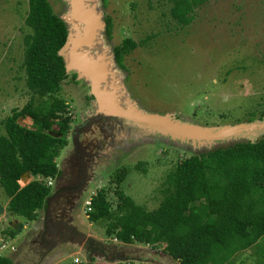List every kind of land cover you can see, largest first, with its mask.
Listing matches in <instances>:
<instances>
[{
    "label": "rangeland",
    "instance_id": "1",
    "mask_svg": "<svg viewBox=\"0 0 264 264\" xmlns=\"http://www.w3.org/2000/svg\"><path fill=\"white\" fill-rule=\"evenodd\" d=\"M48 2L54 13L69 20L68 29L75 32L70 3ZM105 2L103 6V0H84L78 5L82 11L101 12V20L108 15L112 22L110 37L100 27L92 48H82L89 57L110 53L124 37L134 41L151 37L124 56L126 69L112 62L113 73L99 85L104 93L100 97L92 94L87 75L72 69L67 72L58 95L67 102L70 129L67 143L55 157L60 174L46 182L51 194L47 207L37 210L36 219L24 221L6 211L7 197L0 187V205L10 214L8 219L0 215V255L7 256L10 264H176L159 247L124 244L107 237L103 220L90 222L87 218L85 200L103 187L112 209L118 189L147 209L155 208L164 174L178 160L251 137V132H241L210 144L193 143L113 118L88 122L99 107L130 103L144 112L201 127L234 125L250 116L258 119L264 108V0H204L183 28L167 15L169 0ZM86 6H92L91 10ZM26 9L27 0H0V133L2 119L28 99L19 66ZM17 122L30 126L31 119L18 117ZM52 127L57 129L55 124ZM259 135L256 131L255 136ZM123 166L126 173L118 184L114 174ZM82 171L85 179L80 184ZM32 178L18 183L22 186ZM63 183H71L68 187L72 189L61 195ZM12 219L23 226L10 237L3 230L11 227ZM262 249L264 236L232 259L254 264L255 251Z\"/></svg>",
    "mask_w": 264,
    "mask_h": 264
},
{
    "label": "trees",
    "instance_id": "2",
    "mask_svg": "<svg viewBox=\"0 0 264 264\" xmlns=\"http://www.w3.org/2000/svg\"><path fill=\"white\" fill-rule=\"evenodd\" d=\"M169 1L167 15L178 28L188 25L195 8L204 2ZM105 3L103 0V6ZM23 22L26 30L21 37L19 66L28 99L1 121L0 187L7 197L6 211L32 221L38 209L47 207L51 196L46 182L35 177L60 174L55 157L67 143L70 129L67 102L58 95L61 82L68 77L63 57L58 54L67 27L48 0H27ZM104 22L110 37V16H105ZM150 37L141 41L124 37L114 45L117 66L126 69L124 56ZM74 76L72 73L73 81ZM263 116L264 108L256 118ZM18 117H29L30 126L20 125ZM254 118L250 116L247 121ZM26 171L33 178L20 186L18 180ZM125 173L124 166L115 172L116 183ZM159 193L158 205L147 209L118 189V201L112 209L104 188L99 187L90 197L87 218L90 222L103 220L107 237L124 244L159 247L176 264L236 263L234 254L251 248L264 236V132L253 140L247 138L181 158L164 174ZM14 233L12 227L3 230L10 237ZM255 252L258 257L254 264H264V250ZM0 264H10L9 258L0 255Z\"/></svg>",
    "mask_w": 264,
    "mask_h": 264
},
{
    "label": "water",
    "instance_id": "3",
    "mask_svg": "<svg viewBox=\"0 0 264 264\" xmlns=\"http://www.w3.org/2000/svg\"><path fill=\"white\" fill-rule=\"evenodd\" d=\"M70 3L69 13L72 16V25L75 32H71L70 23L66 18L62 20L67 23V36L63 46L59 49L58 54L63 57L65 71L74 70L77 74L88 76L92 94L96 97L103 95L100 84L105 81L109 75L113 73L112 62L115 63L114 54L101 53L95 56H88L87 52H83L82 48H92L93 43L98 38V29L104 27L105 22L101 20V12L82 11V7L78 6L80 1L84 0H67ZM93 6V5H92ZM86 6L89 10L90 7ZM81 23V25L79 24ZM77 33V36L75 35ZM66 49V52L64 51ZM106 54V55H105ZM114 88V85L112 86ZM117 89V86L116 88ZM99 102V101H98ZM102 106V102H99ZM108 105L107 107H99L98 113L87 121L91 122L96 118L105 117L113 118L123 121L125 123H132L145 130H151L153 132L158 131L165 133L173 138L191 140L193 143H209L216 139H222L232 135H238V133L251 132V137L248 139H255V132H264V116L261 119H254L252 121L240 122L234 125L201 127L186 123H179L169 119L166 115H159L155 113L144 112L140 108H136L134 105L127 103L126 107L121 106L118 102L115 106ZM85 125V124H84ZM84 125H79L77 132L81 131ZM77 144V142H76ZM30 176V173L26 171L21 179L24 181ZM26 184V182L24 183ZM3 214L4 218L8 219L9 213L4 212V207L0 205V215ZM9 225L14 230L22 228L21 221L12 219L9 221ZM16 230V231H17Z\"/></svg>",
    "mask_w": 264,
    "mask_h": 264
},
{
    "label": "flooded vegetation",
    "instance_id": "4",
    "mask_svg": "<svg viewBox=\"0 0 264 264\" xmlns=\"http://www.w3.org/2000/svg\"><path fill=\"white\" fill-rule=\"evenodd\" d=\"M88 123V122H87ZM85 126V125H84ZM79 127V126H78ZM77 127V128H78ZM80 161V157L79 158H77V161ZM84 171H82V178L80 179V184H82L83 183V181H84ZM71 185V183H63V184H61L60 186H59V194H64L65 192H67V190H70V189H72V188H70V187H68V186H70ZM79 187V186H78ZM63 191V192H62ZM50 198V197H49ZM49 200V199H48ZM69 228L70 229H72L73 230V227L72 226H69ZM104 252H105V250H104Z\"/></svg>",
    "mask_w": 264,
    "mask_h": 264
},
{
    "label": "clouds",
    "instance_id": "5",
    "mask_svg": "<svg viewBox=\"0 0 264 264\" xmlns=\"http://www.w3.org/2000/svg\"><path fill=\"white\" fill-rule=\"evenodd\" d=\"M32 176V175H31ZM38 180H44L45 182H48V183H50V180H51V178L50 177H47V178H41V177H36ZM30 181V180H29ZM28 181V182H29ZM47 184V183H46ZM51 197V196H50ZM89 201H90V199H88ZM89 201H88V203H86V200H85V204L86 205H89ZM87 209H89L88 207H87ZM20 221V220H19ZM23 225V224H22Z\"/></svg>",
    "mask_w": 264,
    "mask_h": 264
},
{
    "label": "built area",
    "instance_id": "6",
    "mask_svg": "<svg viewBox=\"0 0 264 264\" xmlns=\"http://www.w3.org/2000/svg\"><path fill=\"white\" fill-rule=\"evenodd\" d=\"M86 203H88V201H86ZM75 262H78V260L75 258Z\"/></svg>",
    "mask_w": 264,
    "mask_h": 264
},
{
    "label": "bare ground",
    "instance_id": "7",
    "mask_svg": "<svg viewBox=\"0 0 264 264\" xmlns=\"http://www.w3.org/2000/svg\"><path fill=\"white\" fill-rule=\"evenodd\" d=\"M22 176H23V174H22ZM20 179H21V177L19 178V180H20ZM19 180H18V181H19ZM20 181H21V180H20ZM21 182H22V181H21Z\"/></svg>",
    "mask_w": 264,
    "mask_h": 264
},
{
    "label": "crops",
    "instance_id": "8",
    "mask_svg": "<svg viewBox=\"0 0 264 264\" xmlns=\"http://www.w3.org/2000/svg\"><path fill=\"white\" fill-rule=\"evenodd\" d=\"M18 220V219H17Z\"/></svg>",
    "mask_w": 264,
    "mask_h": 264
}]
</instances>
